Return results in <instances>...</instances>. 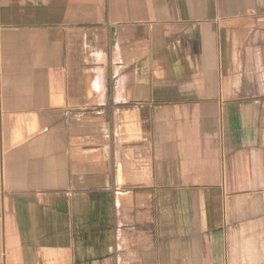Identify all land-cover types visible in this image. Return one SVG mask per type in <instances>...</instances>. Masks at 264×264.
I'll return each instance as SVG.
<instances>
[{"label": "crops", "instance_id": "1", "mask_svg": "<svg viewBox=\"0 0 264 264\" xmlns=\"http://www.w3.org/2000/svg\"><path fill=\"white\" fill-rule=\"evenodd\" d=\"M0 264H264V0H0Z\"/></svg>", "mask_w": 264, "mask_h": 264}]
</instances>
